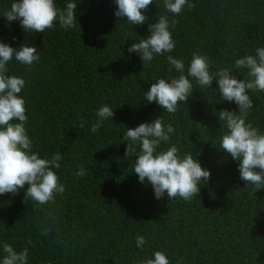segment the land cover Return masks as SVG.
<instances>
[{
	"label": "trees",
	"instance_id": "obj_1",
	"mask_svg": "<svg viewBox=\"0 0 264 264\" xmlns=\"http://www.w3.org/2000/svg\"><path fill=\"white\" fill-rule=\"evenodd\" d=\"M13 2L0 0V42L34 46L40 60L29 69L13 58L8 74L26 81L19 95L33 151L63 157L54 171L65 192L45 205L25 202L28 185L0 195V260L7 242L17 251L29 249L28 264H139L157 250L170 264H264V190L253 195V186L240 179L239 162L220 148L226 129H220L219 111L238 112V106L221 99L215 80L211 89L192 80V95L175 113L144 95L157 79L179 75L168 71L169 54L186 68L194 52L206 55L210 72L255 55L264 47V0H189L195 6L178 16L167 13L163 0H153L142 10L148 17L143 25L116 17L114 0H55L61 9L77 3V22L67 30L57 23L44 33L8 22L3 13ZM165 14L177 21L170 29L176 47L143 67L128 48ZM232 75L243 80L247 70ZM248 94L254 106L247 121L264 132V92ZM102 105L114 116L92 132ZM158 116L175 131L157 151L175 145L211 173L190 201L169 200L166 193L157 200L151 185L133 173L135 157L125 158L127 128ZM81 166L86 174L77 177ZM137 235L145 238L143 249Z\"/></svg>",
	"mask_w": 264,
	"mask_h": 264
},
{
	"label": "clouds",
	"instance_id": "obj_2",
	"mask_svg": "<svg viewBox=\"0 0 264 264\" xmlns=\"http://www.w3.org/2000/svg\"><path fill=\"white\" fill-rule=\"evenodd\" d=\"M117 5L115 16L126 18L132 25H143L148 17L144 14L153 0H114ZM195 5L189 0H163V7L173 16L180 15L184 8L191 10ZM77 3L67 2L63 9L56 6L55 0H14L10 9L3 13L8 22L19 21L26 33H44L55 24L65 30L74 28L77 22L75 10ZM176 20L168 15H160L155 23L149 24V35L139 42L133 43L129 53L139 54L143 67L150 63L154 56L172 53L176 47L171 28ZM15 60L31 68L38 63L40 57L37 48L22 44L18 49L0 42V195L17 194L25 189V202L34 205L54 204L56 197L65 192V185L54 169L60 168L63 159L60 152L50 159L41 157L32 148L25 127L28 116L24 98L19 95L26 86V81L17 75H9L6 66ZM168 71L175 70L178 76L168 79L159 78L151 83L144 93L145 101L155 102L168 113H175L180 102H187L194 90L192 80L200 88L211 89L215 80L220 97L224 101L234 102L239 111L221 110L218 119L223 131L220 137V148L232 159L239 162L240 179L257 190H264V132L247 121L254 102L249 90L264 92V47L255 49V55H245L235 60L231 67H221L210 72V62L206 55L194 52L188 67L184 61L172 55L166 56ZM246 69L247 76L243 80L232 75L233 70ZM191 78V79H190ZM97 121L91 131L96 132L102 123L113 118L114 111L102 105L96 112ZM175 129L171 124L165 125L158 116L151 123H141L135 128H127L124 140L127 141L125 158L132 160L133 173L139 182L150 184L157 200L165 193L169 200L176 198L190 201L201 190V182L206 184L211 176L209 170L192 154L181 156L175 145L157 151L161 142H168ZM86 174L81 166L75 173L77 177ZM31 244V240L28 241ZM146 241L141 235L136 237V246L143 249ZM0 264H28L29 249L17 251L11 244L4 242ZM139 264H170L163 251H154L151 257ZM180 264V262H177Z\"/></svg>",
	"mask_w": 264,
	"mask_h": 264
}]
</instances>
